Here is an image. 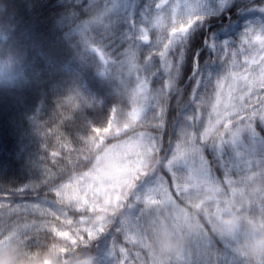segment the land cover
<instances>
[{"label":"trees","instance_id":"obj_1","mask_svg":"<svg viewBox=\"0 0 264 264\" xmlns=\"http://www.w3.org/2000/svg\"><path fill=\"white\" fill-rule=\"evenodd\" d=\"M263 3L232 0L223 12L202 20L173 48L178 63L166 131L157 117L167 101L170 61L161 56L164 74L151 82L157 71L152 58L164 52L163 43L155 47L152 39L148 47L139 41L135 46L129 44L134 68L149 86L148 106L131 133L150 134L154 149L135 183L142 188L156 175L168 179L163 178L162 200L137 203L131 217L136 235L131 250L139 256L137 264H181L189 253L195 264H264V122L258 117L251 122L253 134L250 139L243 135L238 149L231 142L219 152L205 149L216 175L224 171L221 160L233 165L230 171L235 175L227 180L209 178L194 168L167 171L163 163L168 157L160 151L158 141L161 129L165 144L178 137L181 145H189L192 124L186 118L193 113L186 85L194 63L199 65L200 77L212 80L219 64L211 35L220 31L219 36H226L224 31L231 32L250 18L243 12ZM101 4L0 0L5 48L20 68L17 83L0 89V192L11 196H0L4 205L0 209V251L10 253L11 264H66L82 256L94 259L112 243L127 245L121 233L126 215L120 210L110 214L96 237L66 236L67 220L77 211L56 193L68 177L92 168L106 146L103 132L110 124H128L134 105L132 77L125 73L117 78L97 77L96 58L83 52L74 37H68L73 28L94 19L88 32L93 44L115 47L116 54L121 44L130 41L126 36L133 20L123 21L124 15L96 22ZM137 15H133L136 23ZM209 103L206 97L197 110L195 123L200 131L210 119ZM173 153H177L175 149ZM19 189L27 191L18 194ZM225 221H231L226 235L213 231L214 225L223 226ZM176 241H180L178 247ZM257 248L258 253L252 255Z\"/></svg>","mask_w":264,"mask_h":264},{"label":"rangeland","instance_id":"obj_2","mask_svg":"<svg viewBox=\"0 0 264 264\" xmlns=\"http://www.w3.org/2000/svg\"><path fill=\"white\" fill-rule=\"evenodd\" d=\"M88 5L96 1L102 2L98 11L99 18L96 20L102 21L103 18H122L126 17L123 21H132L134 19V13H138L137 25H141L149 19L154 18L155 14V0H143L142 3H138L137 0H87ZM158 2V0H157ZM232 3V0H168V6L164 7L159 16L153 19L147 31L152 32V39L154 40L155 47L157 44L163 43L162 49L165 50V45L169 40V31L175 26L170 19V13L177 16V24L180 20H187L190 18H199L192 28L174 45L173 48L180 43H183L191 30L204 21L210 15L219 14L225 10ZM136 9L138 12H136ZM248 11V10H247ZM251 16L246 20H243L239 25V28H232L231 32L224 31L226 36H219L217 31L211 35L214 38L213 50L218 52V71L215 72L214 78L211 80L206 76L203 78L205 84L209 81H214L215 78L223 72L224 65L219 59L221 53L227 48L230 51H237L236 66L233 69L234 73L239 77L245 73V68L249 69V75H251L256 83L252 81H244L243 79H237L232 88V95L239 96L244 95L247 98L249 86L251 91L264 95L258 85L259 80V44L255 42L254 36L250 44H245L243 51H240V45L243 40L247 39L249 35L264 34V3L260 6H255L248 12ZM118 19L119 21H121ZM106 21V20H105ZM93 20L83 22L76 28H73L72 33L68 37H74L77 43L81 45L83 52L92 54L99 64V69L96 71V75L102 79L108 77L117 78L125 73L129 79L132 77V99L133 108L130 111V120L126 125L121 127H115L109 125L103 132L106 146L104 151L98 156L95 164L89 171L79 173L68 177L64 180L56 189V193L60 199L64 200L68 205L74 207L77 214L72 217V220H67L64 234L69 237L80 236L84 234L88 238L96 237L103 228L107 225L110 218V214L119 211L125 214L121 233L124 242L127 245L119 243H112L109 247L105 248L101 254L95 256L94 259L86 256H82L79 260H70L66 264H77L78 261L88 260L90 264H115L119 261L120 264H137L138 254L135 250H131V246L134 245L136 239L135 233L131 230V217L137 210V203H152L155 204L159 201V198L165 193V184L163 182L162 175H156L153 179L142 188H138L140 185L135 183V180L139 177L143 168L147 165L149 158L153 154L152 148V136L150 134H143L142 132L131 133V128L141 118L145 111L148 101V82L144 76H139L137 69L134 68L133 60L130 55V46H126L120 52L113 53L115 47L107 48L93 44L90 39V26L93 25ZM132 30V32H131ZM147 31L144 32L143 38H147ZM135 35V30L130 28V31L126 38H131ZM135 53V52H134ZM256 57V63L244 64L245 60L251 61L253 57ZM223 79V78H222ZM229 84L232 81L229 80L225 86L221 83L217 91L209 96V112L211 119L215 120L216 114L224 109H227L231 105V94L229 92ZM223 95H220V92ZM253 101L257 99L255 95L251 97ZM140 103V104H139ZM208 123L204 128V131H209ZM245 125H237L240 128L239 134L231 141L233 146L238 149L242 146L243 135H247L250 139L253 131L251 128ZM235 130V129H234ZM151 145V146H148ZM184 149L188 145H182ZM185 155L183 149L180 152L173 153L172 156H168L163 163L164 168L167 171L177 169L176 160L182 159ZM243 160L247 158L241 157ZM191 169V168H189ZM168 202L170 199H167ZM1 204V203H0ZM3 205V204H2ZM13 207L14 205H8ZM4 205L0 207L3 209ZM122 208V210H121ZM2 211V210H1ZM239 253L240 251L237 250ZM45 264H50L49 262Z\"/></svg>","mask_w":264,"mask_h":264},{"label":"snow or ice","instance_id":"obj_3","mask_svg":"<svg viewBox=\"0 0 264 264\" xmlns=\"http://www.w3.org/2000/svg\"><path fill=\"white\" fill-rule=\"evenodd\" d=\"M168 6V0H155L154 8L155 14L154 18L159 16L162 9ZM99 18V17H97ZM153 17H149L147 22L137 25L135 19L132 21V28L135 30V35L131 37L130 41H127L124 44H121L117 49V52L123 50L129 44L133 46L136 45L137 41L143 47H148L152 43V32L147 31L150 25L153 22ZM170 19L175 25L169 31V40L165 45V50L161 55H157L152 58V66L157 69L155 75L152 76L151 82L157 81L160 79L164 72L160 69V64L162 63L161 56L164 61H170L171 67V75L172 78L169 79L166 83V94L167 101L166 104L160 109L158 114V119L162 121V130H167V108L170 107L171 101L169 97L172 95V91L174 90V81L176 79V65L177 60L173 53V45L179 41L193 26L194 23L197 22L199 18H190L185 20H180L177 24L178 17L170 13ZM147 31V38H143V33ZM254 36L255 42L259 44V87L264 90V34L259 35H249L247 39L243 40L239 50L243 51V47L245 44H250ZM211 47V46H210ZM219 59L224 65L223 72L220 73L214 81H209L205 84L202 77H200V68L198 63H194L193 70L191 76L187 82V88L189 91V98L191 100L192 107V115H189L186 120H188L192 124V133L191 140L186 149H183L185 155L182 159H177L176 164L178 168H183L184 170H188L189 168H194L201 173L207 175L209 178H216L227 180L228 177L235 175L230 171L233 167L232 164L226 162L224 160L220 161L221 167H223L224 171L221 175L215 174V166L209 161L208 156L205 152V149L214 150L219 152L223 145L231 142L234 138L239 134L240 128L237 125H245L247 122V127L251 128V122L255 118H259L261 122H264V95L260 93L251 91V86H249L247 98L244 95L233 96L232 88L237 79H243L244 81H252V83H256L254 78L249 75V69L245 68V73L241 74L239 77L234 73L233 69L236 66L237 61V51L233 52L228 50L227 48L221 53ZM249 63L255 64L256 57L254 56L251 61L245 60L244 64L248 65ZM223 78V79H222ZM232 81V84H229V92L231 94V105L227 109L220 111L216 114L215 120L209 119L208 129L209 131H200L199 126L196 125L195 121L198 118V109H200L201 102L206 98L212 95L219 88L222 83L224 86L226 83ZM150 82V85H151ZM220 95H223V92H220ZM255 95L257 99L253 101L251 97ZM239 118V119H237ZM202 126V121H201ZM204 128V126H203ZM235 129V130H234ZM161 129L159 131V147L160 151L167 158L168 156L173 155V150L176 152H180L183 146L179 143V138L175 139H167V143L165 144V135ZM171 172H168V175L171 176ZM165 181H167V176H164ZM27 189H19L18 194L26 192ZM0 196L3 197H11L8 192H0ZM34 203H39L34 202ZM3 205L0 204V207ZM107 234H105L106 236ZM210 238V237H208ZM206 238V239H208ZM181 264H195L191 253H189L186 257L182 258Z\"/></svg>","mask_w":264,"mask_h":264},{"label":"clouds","instance_id":"obj_4","mask_svg":"<svg viewBox=\"0 0 264 264\" xmlns=\"http://www.w3.org/2000/svg\"><path fill=\"white\" fill-rule=\"evenodd\" d=\"M6 30L2 24H0V89L9 88L17 83L20 68L14 57H12L5 48L4 36ZM223 226H213V231L219 235H226L231 228V221L222 222ZM178 247L180 241L175 242ZM259 248L252 250V255H256ZM0 264H11V257L8 251H0ZM77 264H90V261L83 260L78 261Z\"/></svg>","mask_w":264,"mask_h":264}]
</instances>
